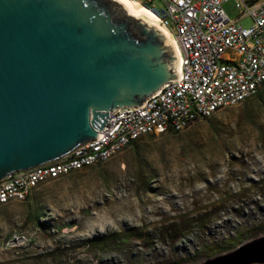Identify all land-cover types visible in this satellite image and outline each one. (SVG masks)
I'll list each match as a JSON object with an SVG mask.
<instances>
[{"label":"rangeland","instance_id":"374dc122","mask_svg":"<svg viewBox=\"0 0 264 264\" xmlns=\"http://www.w3.org/2000/svg\"><path fill=\"white\" fill-rule=\"evenodd\" d=\"M223 7L236 15L233 0ZM262 226L264 99L254 96L178 134L142 136L98 165L1 204L0 264H168ZM133 229L139 239L103 251L78 246L96 234ZM14 235L26 243L8 244Z\"/></svg>","mask_w":264,"mask_h":264},{"label":"water","instance_id":"95a60500","mask_svg":"<svg viewBox=\"0 0 264 264\" xmlns=\"http://www.w3.org/2000/svg\"><path fill=\"white\" fill-rule=\"evenodd\" d=\"M162 20L116 0H0V179L102 133L181 78ZM264 262V235L199 264Z\"/></svg>","mask_w":264,"mask_h":264},{"label":"built area","instance_id":"2783aa9c","mask_svg":"<svg viewBox=\"0 0 264 264\" xmlns=\"http://www.w3.org/2000/svg\"><path fill=\"white\" fill-rule=\"evenodd\" d=\"M136 1L162 20L171 33L181 56L182 76L166 83L140 107L108 110L109 120L97 129L102 133L98 141L112 127H121L119 138L128 136L130 131L147 133L153 125L164 128V122H172V126L184 123L187 121L183 120L184 112L206 117L207 108L219 105L221 100L254 96L257 83H252V76H259V83L264 76V0H233L237 9L233 17L223 7L228 0ZM243 16L249 17L248 26L239 23ZM204 76H213L211 89L190 92V85ZM167 93H175V100L167 101ZM152 110H160L157 122L146 121V114ZM137 120H145L146 128H137ZM90 143L93 142L78 148H87ZM26 181L22 176L9 178L5 187L23 185ZM9 243L25 242L14 235Z\"/></svg>","mask_w":264,"mask_h":264},{"label":"bare ground","instance_id":"6f19581e","mask_svg":"<svg viewBox=\"0 0 264 264\" xmlns=\"http://www.w3.org/2000/svg\"><path fill=\"white\" fill-rule=\"evenodd\" d=\"M131 15L140 13L147 14L154 17L152 12L136 0H117ZM252 83L254 84V95L258 88L264 83V76H262V83H259V76H252ZM213 84V76H204L201 80L190 85V92H203L210 90ZM244 99L221 100L219 105L207 108L206 117L211 116L218 109L237 104ZM175 93H167V101H174ZM197 115H192V112H184V123H176L172 126V122H164V128L161 125L151 126V130L147 133L143 130L130 131L128 136L119 138L121 134V127H112L107 135L100 141L98 138L92 140L87 148L79 149L78 147L70 153L63 155L57 159L41 163L30 168L20 169L12 172L9 176L0 179V205L7 204L15 200H24L31 192V190L38 184L49 179L58 178L60 176L69 174L83 167L98 165L119 153L123 148L130 145L133 141L140 139L145 135L164 134L170 131H181L189 127L197 119L206 118ZM160 118V110H152L146 114V121L157 122ZM145 120H137V128H146ZM22 180H27L23 185L6 186L9 178L21 177ZM16 238L20 239L19 235ZM21 240V239H20ZM26 243V242H25ZM15 244V243H14Z\"/></svg>","mask_w":264,"mask_h":264},{"label":"trees","instance_id":"16d2710c","mask_svg":"<svg viewBox=\"0 0 264 264\" xmlns=\"http://www.w3.org/2000/svg\"><path fill=\"white\" fill-rule=\"evenodd\" d=\"M254 96L256 99L260 101L264 99V83L260 85V87L258 88V91L256 92ZM250 98L251 97L246 98L242 102L247 103L248 101H250ZM207 118L209 117H206L203 119H207ZM213 131L216 134V131H217L216 127H214ZM179 132L180 131H170V133H173V134H178ZM136 141L137 140L133 141L130 145L134 144ZM38 225L42 227L46 225V223L38 222ZM173 230H177V228H173ZM260 233H264V226L256 229L254 233H247L243 236L235 235L234 238L230 239L231 240L230 242L227 241V242H224L223 244H215V245H210L207 247H204L206 244L202 245L201 247H198L200 252L196 250L195 251L196 254L193 255V257L190 260L185 261V260L177 258L175 259V261L168 263V264H199L205 261L206 259L230 252L231 250L235 249L237 246L243 244L244 241L255 239L256 235ZM130 238H134V239L140 238L139 234L136 232L135 229H133L131 232L121 231V232H109L105 234H96L89 238L84 239L82 242L79 243L78 246L86 247V249H88L89 251L93 249H99L103 251L109 245L119 246L120 244H125L128 242ZM176 238H178V235H176ZM55 249L59 250L60 247H55ZM129 264H145V263L139 260H134L133 262ZM149 264H155V263H149Z\"/></svg>","mask_w":264,"mask_h":264}]
</instances>
